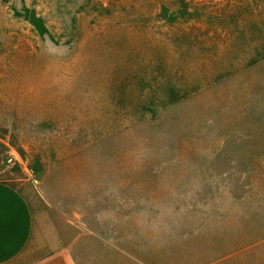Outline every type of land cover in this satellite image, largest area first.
I'll return each instance as SVG.
<instances>
[{"label":"rangeland","instance_id":"obj_1","mask_svg":"<svg viewBox=\"0 0 264 264\" xmlns=\"http://www.w3.org/2000/svg\"><path fill=\"white\" fill-rule=\"evenodd\" d=\"M0 179L84 264H264V0H0Z\"/></svg>","mask_w":264,"mask_h":264},{"label":"crops","instance_id":"obj_2","mask_svg":"<svg viewBox=\"0 0 264 264\" xmlns=\"http://www.w3.org/2000/svg\"><path fill=\"white\" fill-rule=\"evenodd\" d=\"M20 181L0 179V264H84L75 247L84 246L86 237L80 232L75 237L74 225L55 208L57 213L43 215L41 195ZM97 257L106 264L104 252Z\"/></svg>","mask_w":264,"mask_h":264}]
</instances>
